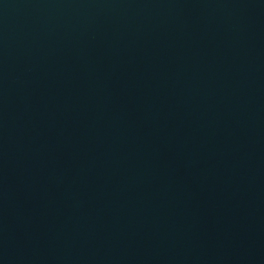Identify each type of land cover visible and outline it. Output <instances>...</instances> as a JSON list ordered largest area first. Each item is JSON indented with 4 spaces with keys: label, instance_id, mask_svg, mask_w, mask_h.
I'll return each mask as SVG.
<instances>
[{
    "label": "water",
    "instance_id": "water-1",
    "mask_svg": "<svg viewBox=\"0 0 264 264\" xmlns=\"http://www.w3.org/2000/svg\"><path fill=\"white\" fill-rule=\"evenodd\" d=\"M0 264H264V0H0Z\"/></svg>",
    "mask_w": 264,
    "mask_h": 264
}]
</instances>
